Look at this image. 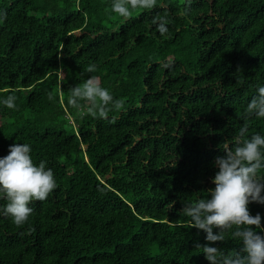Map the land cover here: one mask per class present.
Segmentation results:
<instances>
[{"label": "trees", "instance_id": "16d2710c", "mask_svg": "<svg viewBox=\"0 0 264 264\" xmlns=\"http://www.w3.org/2000/svg\"><path fill=\"white\" fill-rule=\"evenodd\" d=\"M113 2L0 0V101L17 97L0 102V158L27 143L57 183L24 225L0 214V264H208L206 233L179 213L211 198L214 161L264 86V0H156L127 18ZM90 76L124 100L108 119L68 104ZM248 123L264 135V118ZM249 212L264 228V204Z\"/></svg>", "mask_w": 264, "mask_h": 264}, {"label": "clouds", "instance_id": "9594fccd", "mask_svg": "<svg viewBox=\"0 0 264 264\" xmlns=\"http://www.w3.org/2000/svg\"><path fill=\"white\" fill-rule=\"evenodd\" d=\"M155 4L156 0H114L111 11L127 18L131 16L130 8L151 9ZM166 15H158L151 21L161 35L168 32ZM6 18L5 13H0V21ZM85 71L95 72L96 65L90 64ZM56 73L62 76V67ZM9 91L15 92L14 89ZM69 91L68 104L80 109L83 107L80 102L84 101L88 114L96 118L108 119L110 111L124 107V100L115 99L96 76H90ZM48 96L53 99V93ZM16 100V95L9 94L0 102L15 109ZM245 113V123L238 134L232 143H223L224 155L214 161L217 171L211 182L215 187L207 192L211 198L197 197L192 203H184L179 213L189 218V227L206 233L207 243L197 244L196 249L202 251L208 264H264V236L258 234L264 232L261 217L249 212V204H264V176L261 175L264 172V135H246L249 118H264V86L257 88V95L247 103ZM31 151L29 144L16 143L10 145L7 156L0 158V199L6 201L0 207V214L10 217L16 226L24 225L33 214L34 209L29 206L33 201H45L57 188L53 170L43 160L35 165ZM173 226L183 225L177 221ZM213 229L219 232L214 233ZM228 237L239 242L238 250L226 252L212 246L226 242Z\"/></svg>", "mask_w": 264, "mask_h": 264}]
</instances>
